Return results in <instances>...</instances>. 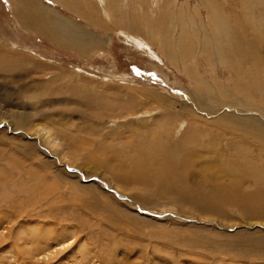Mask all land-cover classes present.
<instances>
[{"label": "rangeland", "instance_id": "rangeland-1", "mask_svg": "<svg viewBox=\"0 0 264 264\" xmlns=\"http://www.w3.org/2000/svg\"><path fill=\"white\" fill-rule=\"evenodd\" d=\"M41 1L104 41L76 50L65 29L55 44L51 24L33 35L0 0V264H264V218L245 204L208 212L201 179L229 186L225 172L262 164L264 141L233 122L264 129V0H218L221 18L204 0ZM156 148L155 179L142 160Z\"/></svg>", "mask_w": 264, "mask_h": 264}, {"label": "bare ground", "instance_id": "bare-ground-1", "mask_svg": "<svg viewBox=\"0 0 264 264\" xmlns=\"http://www.w3.org/2000/svg\"><path fill=\"white\" fill-rule=\"evenodd\" d=\"M104 1L105 0H100V2L103 4L104 3ZM156 1V0H155ZM158 1V4L160 3V1L161 0H157ZM162 2V1H161ZM204 2H205V4H206V8L209 10V9H211V14H212V16L214 17V15H215V13L214 12H216V14H218V10H220V12H219V14H218V16L221 18L222 17V13H223V7L225 6V4H222V3H220V2H218V0H204ZM33 3V2H32ZM154 3H156V2H154ZM153 4V3H152ZM156 6V5H155ZM158 6V5H157ZM151 11H153V10H151ZM154 12V11H153ZM229 17V16H228ZM219 18V19H220ZM236 18V17H235ZM209 19H211V18H209ZM122 20V19H121ZM214 21V20H213ZM213 21H210V28H212V27H216V26H218V24H217V22H214L213 23ZM220 21H221V19H220ZM63 22V21H62ZM62 24L63 23H60V25H59V27H58V31H57V33H58V37H59V39L61 40V41H63V40H65V39H67V40H70V37L69 38H67V37H65V36H63L62 34L64 33L63 31L65 30L64 28H61L60 29V27H62ZM48 25V24H47ZM65 25H68L67 23L65 24ZM220 25V24H219ZM221 25H223L222 24V21H221ZM220 25V26H221ZM235 25V24H234ZM43 28V27H42ZM218 28V27H217ZM40 29V28H39ZM38 29V30H39ZM41 30V29H40ZM62 30V32L63 33H61L60 31ZM172 30V29H171ZM45 31H47V28H46V30ZM70 32V31H69ZM78 32V31H77ZM77 32H74L75 34H72V35H74V36H76L75 38H78L79 36L78 35H80L81 33H79V34H76ZM47 34H49V33H47ZM70 34V33H69ZM222 33L220 32V35H221ZM65 35V34H64ZM219 35V36H220ZM125 36H126V38H128V39H131L130 38V36L128 35V34H125ZM185 36H186V33H184V32H180L179 34H178V39H179V37L180 38H184L183 40H185ZM55 37V36H54ZM188 37V36H187ZM52 38V37H51ZM65 38V39H64ZM188 40V39H187ZM66 41V40H65ZM166 41V40H165ZM219 41V40H218ZM67 42V41H66ZM184 42V41H183ZM186 42V41H185ZM83 47H85V48H87V46H89L88 44H89V41H81V42H79ZM223 43V42H222ZM176 47H181V48H183V45H179V43H177V45H176ZM175 47V48H176ZM187 47H188V45H187ZM193 47H195V46H193ZM218 48V47H217ZM184 49V48H183ZM180 50V49H179ZM186 50V49H185ZM185 50H183L182 51V55L183 56H185V54H187L188 53V51H185ZM178 51V50H177ZM170 52H172L171 50H169V53ZM187 52V53H186ZM176 53V52H175ZM171 54V53H170ZM172 54L174 55V52H172ZM171 57V56H170ZM172 59L174 58V60H175V57L173 56V57H171ZM187 60V59H186ZM189 61H190V59H189ZM188 61V62H189ZM148 93V92H147ZM153 95V94H152ZM24 114V113H23ZM222 120V119H221ZM233 123H236L235 124V126L236 127H238V128H234V130H236L235 132H238L239 133V135L240 136H238V137H246L248 140H250V139H260V141L261 140H263L264 141V129H259V130H254V129H251V128H246V126H245V128H239V127H244L242 124H240L239 122H237V121H235V122H233ZM244 124V123H243ZM18 125V124H17ZM15 126V125H14ZM45 139H47V138H52L53 136L52 135H47V136H43ZM71 138V137H70ZM53 139V142L55 143V139L54 138H52ZM235 141V140H234ZM259 141V140H258ZM232 142V141H231ZM250 142V141H249ZM261 143H263V142H261ZM157 144V143H156ZM232 143H228L227 145H231ZM236 145H238V144H236ZM259 145V144H258ZM262 145H264V144H262ZM56 146H59L60 147V144L59 143H57V145ZM234 146V145H233ZM59 147H58V149H59ZM254 147V146H253ZM262 147V146H261ZM260 147V148H261ZM237 148H240V147H236L235 149H237ZM259 148V149H260ZM231 149V148H230ZM229 149V150H230ZM233 149V148H232ZM235 149H233V150H235ZM56 150H57V148H56ZM238 150V149H237ZM258 150V149H257ZM261 150H262V148H261ZM264 150V149H263ZM54 151H55V149H54ZM98 151V150H97ZM236 151V150H235ZM168 152V151H167ZM174 152H175V150H174ZM232 152V151H231ZM237 152V151H236ZM240 153V152H239ZM238 153V154H239ZM256 155H261V153L260 152H254ZM162 151H160V149L159 148H156V152L155 153H153V155L151 156L152 157V160L153 161H151V159L148 161L147 159H143L142 160V163L143 164H145V166L147 167V176L148 175H152L153 176V174H155V172H154V169L155 170H157V168H156V165H159L160 164V162H159V156H161V157H163L162 156ZM222 154V153H221ZM237 154V153H236ZM128 155V154H127ZM145 155V154H144ZM263 155H264V153H263ZM115 156V155H114ZM133 156H135V155H133ZM132 157V156H131ZM136 157V156H135ZM175 157V156H174ZM100 158V157H99ZM133 158V157H132ZM131 158V159H132ZM137 158V157H136ZM166 158V157H165ZM222 158V157H221ZM230 158V157H229ZM239 158V157H238ZM251 158V157H250ZM249 158V159H250ZM96 159V158H95ZM117 159V158H116ZM134 159V158H133ZM247 159V158H246ZM249 159H247V160H249ZM262 159V161H261V166H258V163H259V161L257 160L256 162H254L252 165H250V166H253V168H252V172L251 173H246V175H244V174H242L241 175V172H242V169H240V167H239V165L235 168V173H233V174H231V172H229V173H226L225 172V174L227 175V174H230L231 176L229 177L230 178V182H229V186H222L221 184L219 185H217L216 184V181L217 180H219L218 178H219V176H222V174L221 175H218V176H212L211 174L210 175H208L207 173H204V174H202V180H205V181H207V182H211L212 183V186H210V188L208 189V191H204V194L205 195H203V199H205L206 200V205L208 206V207H210V211H208V212H210V213H215V214H219V213H221V212H218V211H220L221 209H223V208H221V206H223V204H232V205H235V206H237V205H240V204H245L246 205V207H245V210H246V212L247 213H249V214H252L254 217H258V218H264V158H261ZM118 160H119V158H118ZM122 160V159H121ZM135 160V159H134ZM230 160H231V158H230ZM245 160V159H244ZM105 161V160H104ZM120 161V160H119ZM138 161V160H137ZM186 162L184 163L183 161H175V162H173L172 160H170V159H164V160H162V163L163 164H168V165H177L178 167H180L179 165H181L182 166V169H181V172H180V174H179V176H185L186 174H189L190 173V171H191V168L190 167H188V161L187 160H185ZM227 161H229V159L227 160ZM251 161V160H250ZM252 161H254V160H252ZM133 162V161H132ZM248 162V161H247ZM229 163V162H228ZM231 163V162H230ZM139 166V165H138ZM162 166V165H161ZM228 166H230V165H228ZM115 167V166H114ZM128 166H126V167H123V168H114V174H115V176H118V175H120V173H122V172H125V169L127 168ZM227 167V166H226ZM242 167V166H241ZM111 168V167H110ZM154 168V169H153ZM163 168V167H162ZM165 168V167H164ZM163 168V169H164ZM206 168V167H205ZM112 169H113V167H112ZM160 169V168H159ZM111 170V169H110ZM174 170H175V168H174ZM177 170V169H176ZM159 171V170H158ZM161 171H163L161 174L162 175H164V177H170V174H171V172H166L165 170H161ZM160 171V172H161ZM250 171H251V167H250ZM173 173V172H172ZM160 174V173H159ZM146 175V174H145ZM187 176V175H186ZM145 177V176H144ZM154 177V176H153ZM245 177H247L246 179H244ZM259 178L260 179V181H259V183L256 181V178ZM23 178V177H22ZM141 178V177H140ZM146 178V177H145ZM155 179H156V176L154 177ZM168 179V178H167ZM177 179V178H176ZM222 179H223V176H222ZM140 180V179H139ZM147 180H149V179H147ZM173 180V179H172ZM221 180V179H220ZM244 181H248V183H249V186H247V188L245 189V186H244V184H243V182ZM141 182H143V181H141ZM160 182V181H159ZM227 183H225V185H226ZM228 185V184H227ZM196 190H199V189H196ZM194 191V190H193ZM21 192V191H20ZM200 193V192H199ZM189 194H191V193H189ZM201 194V193H200ZM202 195V194H201ZM194 196V195H193ZM193 196H191V198H193ZM45 197V196H44ZM189 197H190V195H189ZM202 197V196H201ZM200 197V198H201ZM197 197H195V198H193V200L194 199H196ZM198 199H199V197H198ZM192 201V200H191ZM229 206V205H228ZM213 208V209H212ZM236 208V207H235ZM219 216H221V215H219ZM49 218V217H48ZM53 218V217H52ZM41 228V227H40ZM36 229H38V228H36ZM40 230V229H39ZM57 230V229H56ZM34 231H36V230H34ZM49 231H39V235H38V237H41L42 239L44 238V240H45V243H47L48 242V240L50 241V238H52L55 234H56V232L55 233H53L52 235H49ZM52 233V232H51ZM56 235H59V236H61L62 237V235H60V234H56ZM65 236V235H64ZM256 236H259V235H256ZM18 237V236H17ZM261 238V236H259L258 238H256V239H260ZM18 239V238H17ZM60 239V238H59ZM238 239V238H237ZM240 239H242V238H240ZM44 240H42V241H44ZM47 240V241H46ZM58 240V239H57ZM264 240V239H263ZM37 241V240H36ZM35 241V242H36ZM253 241H255V240H253ZM40 242V241H39ZM236 242V241H235ZM49 243V242H48ZM52 243V242H51ZM237 243H239L238 245L239 246H242L241 244H240V242H239V240L237 241ZM241 243H244V242H241ZM37 244V243H36ZM64 245V244H63ZM244 245V244H243ZM254 244H252V242H250V243H248L247 244V246L249 247V249H251L252 248V246H253ZM39 246V245H38ZM261 246H262V244H261ZM41 247V246H40ZM243 247V250H242V254L244 255V256H247L248 254H246L247 252H249V253H251V254H255V251H252V250H249V249H247L246 248V246L244 245V246H242ZM264 248V247H263ZM43 250V249H42ZM262 251V250H261ZM240 252V251H239ZM222 253V252H221ZM257 255V254H256ZM259 256V255H258Z\"/></svg>", "mask_w": 264, "mask_h": 264}, {"label": "crops", "instance_id": "crops-1", "mask_svg": "<svg viewBox=\"0 0 264 264\" xmlns=\"http://www.w3.org/2000/svg\"><path fill=\"white\" fill-rule=\"evenodd\" d=\"M12 1L13 2L16 1L17 3L16 5L13 3L12 16L13 15L15 16L18 26H20L22 29L27 30L29 33H32L33 35L36 34V35L45 37L42 31V27H44V25L46 24H51V29H53V35L55 36L54 41H51V42H54L55 44L56 43L64 44L63 41L59 40L56 27H58L60 24L55 22L56 13L54 11L48 10V9H51L50 6L46 5L41 0H33V3L28 2V0H5V2L8 5ZM51 1H54V0H51ZM71 9L74 10L73 7H71ZM27 19L29 20L28 24H27ZM89 20H90V23L94 26L106 28L104 24L101 23L99 18L95 16H92L91 18H89ZM62 27L68 31H71L72 33L78 30L82 36L84 35L83 37L79 36L81 37L82 40H85V41L90 40L92 41V43L95 42L93 45H91V47H87V48L80 47V45L77 44L78 47L76 48V50L81 49V51L83 52L88 51V50H89L88 52H91L94 49H97L98 51L100 50L98 46L102 43V41H104V39L101 36H95L91 33L86 32L85 30L81 28H76V31H75L73 30V28H71L72 27L71 24L70 25L62 24ZM48 38H51V37H48ZM69 45L73 46L74 44L70 43Z\"/></svg>", "mask_w": 264, "mask_h": 264}]
</instances>
